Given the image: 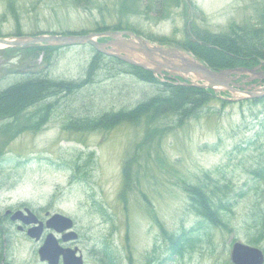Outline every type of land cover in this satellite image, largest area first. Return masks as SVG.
<instances>
[{
    "label": "rangeland",
    "instance_id": "rangeland-1",
    "mask_svg": "<svg viewBox=\"0 0 264 264\" xmlns=\"http://www.w3.org/2000/svg\"><path fill=\"white\" fill-rule=\"evenodd\" d=\"M16 1L18 6L22 3L18 12L21 33L25 36L40 32L78 33L94 30L101 23L99 26L133 28L145 39L163 37L183 42L191 25L202 32L223 33L229 26L255 21L252 18L264 0H189V7L173 6L164 18L159 11L145 13V7L156 4V0H138L139 8L129 5L130 9L125 12L121 11V0H95L87 9L73 5L72 0ZM4 3L5 0H0V36L14 37L17 22L5 10ZM134 10L139 14L131 13ZM2 49L0 46V89L14 81L20 72L46 67L42 55L11 58ZM95 51L91 45L62 47L45 69L46 75L52 79L79 80L98 52ZM118 67L101 68L93 85L85 86L73 96L61 97L59 107L41 131L23 132L5 148L0 160V216L5 209L22 206L34 212L48 210L50 214L69 216L79 234L77 245L85 264H100L93 248L100 250L104 243L112 246L114 254L124 264H129V256L131 264H141L143 255L155 246H159L162 264H224L234 241L249 242L254 216L264 207V182L251 172L264 157L260 148V140H264V108L249 101L228 102L223 107L214 99L201 115L187 119L184 126L172 128L168 123L170 128L163 134H154L148 139L142 122L123 121L95 131L64 130L62 123L78 115L75 106L80 100L94 105L91 109L98 105L95 113L101 114L112 106L120 110L159 92L170 93V87L163 84L167 80L149 84L124 71H128L126 66L120 65L121 70ZM166 79L177 85H193L183 83L179 76ZM223 96L229 97V94ZM143 140L145 143L139 147ZM138 148L140 162L148 164L145 170L141 168L137 172L138 187L166 229L181 233L198 221L188 209L179 177L193 178L191 176L218 168L221 177H217L231 180L238 195L234 198L231 230L208 228L210 240L200 241L201 238L182 258L174 256L165 262L168 246L160 235L154 214L147 213L142 194H131L126 205L120 200L124 161ZM80 152H93V164L89 179L74 181L68 165ZM1 219L0 262L45 264L37 254L41 243L28 239L7 217L2 219L4 222ZM257 246L264 248V241Z\"/></svg>",
    "mask_w": 264,
    "mask_h": 264
},
{
    "label": "trees",
    "instance_id": "trees-1",
    "mask_svg": "<svg viewBox=\"0 0 264 264\" xmlns=\"http://www.w3.org/2000/svg\"><path fill=\"white\" fill-rule=\"evenodd\" d=\"M94 1L72 0V3L77 7L87 9L94 5ZM137 1L121 0V11L125 12L130 9L129 5L132 6L133 4H135L136 8H139ZM151 1L155 2V0ZM4 4L5 10L17 22L15 32L12 34L14 36L22 35L19 22L20 14L18 12L22 3L19 2L18 6L16 0H5ZM173 6H184L187 8L184 0H156V4L145 7V13L159 11L162 12L161 17L164 18L169 15V10ZM131 13L139 14L137 10ZM252 20L255 21H250L241 26H229L227 31L223 33L202 32L199 27L191 25V32H186V38L183 42L163 37L156 40L151 37H147V39L161 44L175 45L191 52L192 55L206 63L213 70L251 67L257 64L258 60H264V1L257 8L256 16ZM99 25L94 30H80L78 33L69 32L68 34H85L106 30H132L135 33H139L133 28H122L119 25L112 26V28ZM201 32L206 34V37L201 35ZM60 48L38 45L5 49V54H8L11 58L21 55L24 57L42 55L45 61L44 67H46L42 70L20 72L15 76L14 81L0 89V160L4 155L5 148L13 139L26 131L31 133L41 131L49 122L50 117H52V112L59 107L61 97L73 96L85 86L93 85L97 72L107 65L112 67L119 66V70H121L120 65L126 66L128 71H124L149 84H159L163 80H167L169 83L164 82L163 84L170 87L168 90L170 93L159 92L133 106L121 107L120 110L112 106L110 110L101 114L95 113L98 111V105L91 109L94 105L90 102H81L80 100V104L77 107L75 106V109L79 111L78 115L76 117L71 116L69 121L62 123L64 130L95 131L110 128L123 121H130V123L142 122L147 128L145 138L148 139L154 134L157 136L163 134L164 131L170 128L168 123L171 124L172 128L184 126L187 119L189 120L197 117L200 113L202 114L204 107L212 100L217 99L215 92L211 89L177 85L173 83V80L170 82L166 78L162 79L148 70L128 65L117 58L106 56L95 50L96 53H94L88 63L84 77L74 81L52 79L46 75L45 69L48 68L53 55ZM247 58L250 60L247 61ZM219 101L223 107L227 103L225 100ZM250 103L255 106L259 104L264 108V97L252 100ZM31 108L34 109L29 111ZM260 142V148L264 153V140H260ZM144 143L145 140L138 146L142 147ZM138 150L139 148L134 150L124 161L120 200L126 205L131 194H142L148 207L146 211L149 216L154 214V220L160 229V235L168 246V257H166L165 262L168 259H173L174 256L182 258L197 243L196 241L201 238L200 241L204 238L210 240V235L206 232L208 228L220 231L231 230L232 208L236 204L234 198L238 195L235 193L231 180L219 178L221 175L218 168L204 171L200 176H191L193 178L187 176L179 177L180 188L188 199V209L194 213L198 221L188 231L182 230L181 233L171 232L166 229L164 223L159 221V218L153 213V208L145 194L142 193L141 188L138 187L137 172L141 171V168L145 170L148 165L145 162H140L141 155ZM93 157V152L78 153V156L68 165L72 180L85 181L89 179V169L93 164ZM251 172L264 182V157L257 162ZM0 217L5 219L3 215ZM254 217L253 232L248 241L252 245H258L259 242L264 241V207L260 208ZM2 219L1 221L4 222ZM191 233L194 237L190 235ZM158 249L159 246H155L151 252L144 254L141 264H162L163 261L159 260L160 252ZM93 253L100 264H122L114 254L112 246L107 243H104L100 250L93 248ZM128 259L129 264H131V257L129 256ZM224 264H230L229 260L227 259Z\"/></svg>",
    "mask_w": 264,
    "mask_h": 264
},
{
    "label": "water",
    "instance_id": "water-1",
    "mask_svg": "<svg viewBox=\"0 0 264 264\" xmlns=\"http://www.w3.org/2000/svg\"><path fill=\"white\" fill-rule=\"evenodd\" d=\"M99 38H106V41H100ZM37 44L46 46L91 45L96 51L104 55L147 69L154 75L163 76V71L184 75L194 74L197 79L205 80L206 84L193 83L191 86L214 90L226 87V77L230 72L253 73L254 71L253 69L244 68L213 71L197 59L187 57L183 51L177 48L151 43L132 31H102L87 34L42 33L13 38L0 37V45L4 47H22ZM263 64L264 60H260V65ZM243 92L247 98H260L264 95V87ZM10 212V210H6L5 214ZM10 220L20 221L23 225L38 223V225L28 228L27 236L35 241L40 239L44 224L37 220L35 214L29 208L14 211L10 216ZM45 226L57 233L65 232L62 237L63 242L77 238V234L71 231L73 221L65 215L53 214L46 220ZM21 228V226H18V229ZM76 252L77 248H62L55 236L50 233L39 247L38 257L40 261L47 264H58L60 257H62L63 264H84L82 256L77 255ZM230 261L232 264H263L264 253L255 246L236 241L231 246ZM0 264H3V261Z\"/></svg>",
    "mask_w": 264,
    "mask_h": 264
},
{
    "label": "flooded vegetation",
    "instance_id": "flooded-vegetation-1",
    "mask_svg": "<svg viewBox=\"0 0 264 264\" xmlns=\"http://www.w3.org/2000/svg\"><path fill=\"white\" fill-rule=\"evenodd\" d=\"M253 69H255V71H253V73L241 74L239 76H236L235 79L232 81V83L239 85V87H238L239 89L249 88L250 90H252V89H255V88L260 87V86L263 87L264 86V68H262L261 66L255 65ZM24 208H25V206H22L18 209H24ZM14 210H17V209H13V210L11 209V212ZM48 213H49L48 210H43L41 213L40 212H34V214L36 215V218L39 222H45L46 219L50 216V213L49 214ZM10 215L11 214H6L4 216L9 219ZM12 224H15L16 229H18V226H19L18 222H14ZM27 229H28V227L24 226L20 230V232L25 233ZM74 230H75V227H74ZM48 233L53 234L57 238V240L59 241V243L62 247H64V248H68V247L69 248H75V247H77L78 251L82 253V251L79 249V247L77 245V241L79 238L78 232H77L78 236H77L76 240H69L67 242H63L62 237H63L64 233L58 234L52 229L43 228L42 232H41V238L38 241H41V243H42V241H44V238ZM61 262H62V259L60 258L59 264H62Z\"/></svg>",
    "mask_w": 264,
    "mask_h": 264
},
{
    "label": "bare ground",
    "instance_id": "bare-ground-1",
    "mask_svg": "<svg viewBox=\"0 0 264 264\" xmlns=\"http://www.w3.org/2000/svg\"><path fill=\"white\" fill-rule=\"evenodd\" d=\"M188 31H190V30L188 29ZM246 60H247V61H249L250 59H249V58H247ZM258 61H259V60H258ZM142 69H143V68H142ZM145 70H147V69H145ZM148 71H149V70H148ZM44 263H46V262H44Z\"/></svg>",
    "mask_w": 264,
    "mask_h": 264
}]
</instances>
